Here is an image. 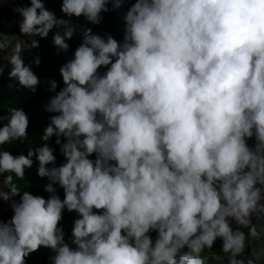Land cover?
I'll return each instance as SVG.
<instances>
[{
  "label": "clouds",
  "instance_id": "clouds-1",
  "mask_svg": "<svg viewBox=\"0 0 264 264\" xmlns=\"http://www.w3.org/2000/svg\"><path fill=\"white\" fill-rule=\"evenodd\" d=\"M29 2L14 9L19 35L36 49L54 33L61 54L72 18L98 26L129 0H62L60 17ZM123 22L122 42L88 27L59 68L63 87L47 82L41 146L2 150L28 139L30 119L23 107L0 113V200L13 213L0 219V264L41 249L50 264H206L217 240L227 264H256L246 251L264 215V0H135ZM26 46L8 57V87L35 93ZM34 162L47 198L13 183ZM65 211L77 216L68 239Z\"/></svg>",
  "mask_w": 264,
  "mask_h": 264
},
{
  "label": "trees",
  "instance_id": "trees-1",
  "mask_svg": "<svg viewBox=\"0 0 264 264\" xmlns=\"http://www.w3.org/2000/svg\"><path fill=\"white\" fill-rule=\"evenodd\" d=\"M46 7L53 11L57 17L62 15L61 3L62 0L58 2H53L52 0H44ZM135 0H129L128 3H125L122 8L119 10L112 9V5H109V8L112 9L108 13H104L103 20L98 26H92L88 24L83 17L80 19L72 18L69 21V27H75V33L73 39L68 41L70 44V50L67 53L57 54V50L52 44V35L54 33H49V36L46 39L37 37L39 41V48L32 49L30 47L31 40L33 38L27 36L19 35L18 25H13L16 21L12 16L8 14H2L0 9V39H3L7 43V39L16 35L20 37L25 44L27 45L23 52L22 58L25 63L31 65L33 72L40 78L41 84L37 88L35 93L28 92L26 89L13 87L9 88L10 84L17 85L15 79H9V72L11 66L7 63L4 65L3 74L0 75V113L7 114V109L9 107H23L24 110L29 114L30 124L28 128V139L23 142H13L3 146L2 150L11 151L13 155L24 153L27 154L29 148H36L41 146L44 142L40 139L43 129L47 126L49 122L50 113L45 111V105L49 102L50 98L55 95L49 91L50 85L48 81H56L58 84L57 91L63 87L62 78L59 74V68L69 59L72 58V55L78 45L81 43L82 35L87 30L88 27H92L94 33L100 35H112L117 41L123 40L124 35V22L123 16L126 13L127 9L131 6V3H134ZM18 6H30L29 0H14ZM9 8V6H7ZM54 31H62V29L57 28ZM14 51L13 47H8V50L4 52L7 58ZM39 57L41 63L39 66H36L33 63V58ZM104 69H101L103 72ZM51 146L55 148V155L57 157L56 166L64 163V157L60 154L59 147L55 145L54 138L51 142ZM35 161V158H33ZM38 164L34 162L33 167L29 170H26V177L24 180H19L15 176L13 177V183L20 188L21 191L30 190L34 195H42L47 198L48 194L44 192L45 186L49 183L48 178H40L37 175ZM8 185L4 184V177H0V189L5 192H8ZM58 194L61 199H63V190L57 188ZM12 199L18 200L19 197H13ZM11 201H2L0 200V219L7 221L12 216V211L10 209ZM77 218L75 213H68L65 211L64 218L62 221L65 232L68 234L66 239L71 235V229L73 226V221ZM154 235V234H153ZM51 253L47 249H41L39 252L34 253L28 259L27 264H50L49 256Z\"/></svg>",
  "mask_w": 264,
  "mask_h": 264
},
{
  "label": "rangeland",
  "instance_id": "rangeland-1",
  "mask_svg": "<svg viewBox=\"0 0 264 264\" xmlns=\"http://www.w3.org/2000/svg\"><path fill=\"white\" fill-rule=\"evenodd\" d=\"M53 2H58L60 0H52ZM9 6V8H7ZM20 7L14 0H0V9L2 10V14H8V16H12L15 18V22L13 25H18L20 17L14 11L15 8ZM17 40H22L20 37L16 35H12L7 39L8 47H15V43ZM6 58L5 55L0 57V59ZM0 63L4 64L6 61H0ZM249 143H253V141H249ZM254 224L257 228V231L260 233L259 237H249V244L246 251V255L251 256L256 260V264H264V215L260 218L254 220ZM247 232V229H244ZM221 241L217 240L211 252L207 250L202 253L203 258L205 259L206 264H227V256L221 252Z\"/></svg>",
  "mask_w": 264,
  "mask_h": 264
},
{
  "label": "crops",
  "instance_id": "crops-1",
  "mask_svg": "<svg viewBox=\"0 0 264 264\" xmlns=\"http://www.w3.org/2000/svg\"><path fill=\"white\" fill-rule=\"evenodd\" d=\"M0 61H6V63H7L8 58L6 57V58H4V59H0ZM6 63H5V64H6Z\"/></svg>",
  "mask_w": 264,
  "mask_h": 264
}]
</instances>
